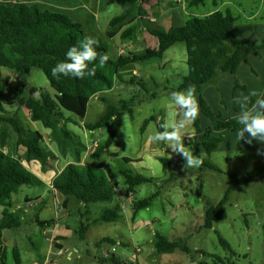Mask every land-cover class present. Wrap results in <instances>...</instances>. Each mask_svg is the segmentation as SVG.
I'll return each instance as SVG.
<instances>
[{"label":"rangeland","instance_id":"rangeland-1","mask_svg":"<svg viewBox=\"0 0 264 264\" xmlns=\"http://www.w3.org/2000/svg\"><path fill=\"white\" fill-rule=\"evenodd\" d=\"M11 1L34 3L41 9L66 14L82 25L86 37H97L105 42L111 59L116 57L115 43L118 46H121L122 42L129 43L121 41L118 35L112 38L106 35V31L110 29L109 21L129 10V5L108 4L107 0ZM152 1L161 2L162 8H165L173 4L174 0L139 2L132 10L130 20L135 14L138 15L137 12L141 8L147 12L142 20L145 24L166 30L172 26L183 25L184 20L194 16L190 0L182 2L184 9L174 2L181 14L178 19L173 20L166 17L163 11L149 9ZM5 2L10 1L0 0V3ZM151 17L157 21L150 22ZM124 26H128V23ZM120 28H123L122 24L114 27ZM145 38V51L157 48V39L154 36L150 34ZM185 50V44L180 42L168 48L161 58L141 60L144 64L137 61L139 68L147 72L144 75L147 79L137 78L144 81L146 89L120 80L116 83L115 79V88L105 94L108 103L117 104L132 96L135 97V103L131 107V113L125 112L120 116V125L113 144L97 158L87 155H91L96 145L105 142L110 131L108 127L89 131L83 124L93 123L104 112L105 103L101 98L91 97L83 120L76 114L59 108L60 113L70 119L61 125L73 135L77 143L86 147V151L81 155L87 162L85 164L102 169L116 190L111 201L84 205L71 198L70 203L63 205L47 192L48 185L44 182L46 176L40 171L46 166L36 160L28 161L24 151L19 153L22 156L20 160L29 169L31 177L40 181L21 186L11 195L8 207L0 205V218L3 208L15 211L20 217L18 227L2 231L7 264H16L15 249L19 264H105L98 260L105 252H110L109 257L113 254L121 264H264V171L252 181L245 175L247 171L264 165V156L257 155L261 147H255L256 141L243 149L241 146L245 142L238 141L237 131L226 130L221 133L224 143L210 154H206L202 149L200 151L198 144L195 147V144L184 142L185 147L194 155L201 156L203 161L199 168L184 169L183 159L172 153L167 144L162 145L146 139L141 132L145 120L149 119L145 129L158 132V128L162 130V125H171L179 119L169 97L187 74ZM150 76L155 79L154 84L158 87H153ZM129 77L124 75L123 81L129 80ZM159 82L165 89L161 88ZM151 92H154V95ZM46 93L53 96L55 92L40 69L32 68L27 73L6 68L1 70L0 103L3 111H0V115L14 116L23 128L24 138L33 139L37 135L41 137L38 145L46 156L47 171L68 163V156L60 154L59 145L51 138L50 130L40 122H33L24 106V101L28 98H39L41 94ZM224 94L226 96L228 92L217 91L215 99L219 96L220 102L224 104ZM226 100L231 104L226 111L221 108V114L208 104L215 114L220 115V119H235L234 111L238 112L237 106L234 109L230 94L226 96ZM215 103L217 104V100ZM158 114L162 116L161 125H157L152 119V116ZM205 123H209V120H203L204 130L207 126ZM2 130H5V141L11 152L4 150L5 153H17L14 149L15 136L12 127L2 125ZM192 132L191 124L185 129V139L189 136L187 138L193 141ZM154 155L166 158L169 166L166 167ZM69 161H72V158ZM205 162L216 165L222 172L208 169L204 166ZM121 172L140 173L153 180L137 186L132 190V195H129ZM231 174H236L237 177L232 178ZM234 182L238 186L229 194L225 204L226 218L214 220L211 228H205V210L210 205H216ZM153 195L154 198L148 207L136 212L133 210L135 201ZM24 196H28L29 202L23 201ZM105 210L115 212L116 219L110 222L98 221ZM40 222H44L45 232ZM81 223L87 228L80 237ZM58 231L66 237L57 239L54 234ZM156 232L169 241L179 242L180 247L173 252L157 253L154 249ZM107 236L114 243L98 245L101 238ZM220 238L228 243L229 249L220 244ZM55 241H59L63 247H56ZM112 245L115 247L113 252Z\"/></svg>","mask_w":264,"mask_h":264},{"label":"trees","instance_id":"trees-1","mask_svg":"<svg viewBox=\"0 0 264 264\" xmlns=\"http://www.w3.org/2000/svg\"><path fill=\"white\" fill-rule=\"evenodd\" d=\"M143 1L145 0H107L108 4L121 3L129 5L130 8L109 21L110 29L106 31V35L110 38L114 37L116 35L114 27L129 22L132 10L139 2ZM203 3L204 0L189 1L191 6ZM137 13L139 20L144 18L139 12ZM234 21L235 18L230 12L214 11L206 17L192 16L183 25L172 26L166 30L152 28L149 32L157 39V49L137 53L127 52L121 54L117 60L108 56L109 59L103 67L99 65V56L108 55V47L105 42L96 37L94 39L97 44L94 47L99 55L97 60L88 66L89 70L95 67V75H85L83 79L63 76L56 78L52 75V68L58 62L66 59L65 54L69 48L77 45L86 37L82 25L70 19L66 14L41 9L34 3L26 4L23 1L0 3V75L4 68L23 73L29 72L32 68H38L44 73L50 87L55 92L53 96L46 93L41 94L39 98L30 97L24 101L30 119L33 122H40L49 129L51 138L59 145L60 154L72 158V161L64 166L53 179V188L60 194L72 197L84 205L108 202L113 199L116 190L105 172L102 169L81 163V155L86 151V147L84 144L77 143L73 135L61 125L70 119L65 118L59 108L70 111L83 120L89 99L98 93L112 89L115 79L119 77V71L129 61L161 58L163 53L176 43L185 44L187 74L173 90L182 92L189 86L195 87L199 113L211 121V126L199 135L204 152L210 154L224 140L221 134H214V130L236 131L239 129L240 125L236 119H220V115L213 112L203 96L204 88L208 85H216L221 75H231L234 79L232 99L237 96L238 90H241L245 95L250 92L239 83L236 73L240 64L250 53L264 48V36L241 39L234 32ZM139 26L140 23L136 21L126 27L120 33V39L134 40ZM101 100L105 103L104 112L93 123H85L83 126L89 131L108 127L110 134L103 144L96 145L94 151L89 155L91 158L99 157L105 149L113 144L120 125V116L125 112L131 113V107L135 103L133 96L128 100H121L117 104L108 103L103 97ZM233 107L236 109V105L233 104ZM0 111H3L1 103ZM148 120L143 122L141 132H144ZM2 125L12 127L16 150L24 151L28 161L44 162L46 156L38 145L41 139L39 135L33 139L24 138L23 128L14 116L0 115V138H2L0 140V205L8 207L11 195L23 185H32L34 180L31 173L22 164L20 156H13L3 151V143L7 137L4 135L5 130H2ZM193 126L196 131L200 130L199 117L193 122ZM243 142L240 141V143ZM157 160L165 164L166 167L169 166V161L166 158L158 157ZM204 166L210 170L222 172L210 162H205ZM262 171H264V165L247 171L245 175L252 181ZM121 174L128 192H132L136 186L153 180L140 173L121 172ZM231 176L232 178L237 177L236 174H231ZM237 186L236 182L232 183L226 189L222 199L216 205H210L205 210L203 224L205 228H211L214 220L226 218L225 204L229 194ZM153 198L154 195L135 201L132 205L133 210L136 212L148 207ZM116 217V213L112 210H105L98 221L110 222ZM40 224L44 227V222ZM19 225L18 213L4 208L0 218V264H7L2 231L16 228ZM86 228L81 223L80 237ZM155 237L154 249L157 253L173 252L177 247H180L179 242L169 241L158 232L155 233ZM219 242L224 248L229 249V245L224 239L220 238ZM101 243H114V241L109 237H103L98 245ZM182 248L186 250L185 247ZM14 254L15 262L19 264L16 249ZM108 257H99L98 260L105 264H121L113 254Z\"/></svg>","mask_w":264,"mask_h":264},{"label":"crops","instance_id":"crops-1","mask_svg":"<svg viewBox=\"0 0 264 264\" xmlns=\"http://www.w3.org/2000/svg\"><path fill=\"white\" fill-rule=\"evenodd\" d=\"M183 1L185 2V0H174L173 4H170L169 6H167L165 8H162L161 2L155 3L154 1H152L150 3L149 9H153L155 11H163L165 16L169 17L170 20L178 19L180 17L181 12H180L178 7L174 6V2H177L178 6H181V9H184V6H183L184 3H182ZM192 7L194 8L192 10L194 13V16H197V17H206L214 11H220L222 13H224L226 11L230 12L232 14V16L235 18L234 27H233L234 32L241 39L260 38V37L264 36V0H214V2H213V0H204L203 4L198 5V6H192ZM138 12L143 17H145L147 15L146 10H144V9L139 8ZM142 20H143V18H141L139 20L138 16L135 14L133 16V18L129 22H127L128 26H130L132 23H135L136 21H138L140 23V26L136 32V36H135L134 40H122V39H120V33L126 27H128V26L125 27L124 26L125 24L122 25L123 28L115 29V31H116L115 36L118 35V38L121 41H129V43L122 42L121 46H118L115 43L114 48L116 51V57L113 60H117L121 54H124L127 52L137 53V52L145 51L144 45H145V47L147 45L145 37L147 35L149 36L151 34L149 32L150 29L156 28V27L149 26V25L145 24V22H143ZM153 20L157 21L154 17H151L150 22H154ZM184 21H186V20H184ZM129 44H131V47H129ZM132 48H134V50H131ZM155 49H157V48H155ZM155 49H152V50H155ZM136 62L137 61H129L127 63V65L119 71V73H118L119 77L116 78L117 79L116 83H118L120 81L128 83V84L131 83V85H133V83H134L136 86H139L141 89H146V86L144 84V81H142V79L143 80L147 79V77L144 76L145 73H147V72H143V68H139V66L137 65ZM140 62H142V64H144L143 61L140 60ZM184 62L186 63V55L184 58ZM124 75H129L130 76L129 80L123 81ZM120 77L122 79H118ZM236 77H237L239 83L241 85L245 86L247 88V90L252 91L253 89H255V90H258L260 92H264V48L261 50L252 52L246 57V59L240 64V66L237 70V73H236ZM137 78H142V79H137ZM135 79H137V80H135ZM149 79H150V81H153V87L154 88L158 87L157 84L156 85L154 84L155 79L152 76H150ZM233 81H234V79L231 75H221L219 77L216 85H208L204 88V91H203L204 98L206 100H208V103L210 104V106H212V108L215 111L219 110L220 114H221V110H220L221 108H223L226 111V110H228V108L231 104L230 101L226 100V96H229V94H230V97H231L232 88H233ZM159 85L161 86L162 89H165L162 86V83L159 82ZM113 88H115V84L113 85ZM221 90H223V92H228V94L226 96L224 94V99H225L224 104H222L220 102L219 96L217 97V99H215V96H216L215 94L217 93V91H221ZM172 91L176 92L174 90H172ZM106 93H107L106 91L101 92V93L96 94L93 97L105 98ZM241 93H243V92L241 90H238L237 95H239ZM151 94L154 95V92H151ZM254 99H255V97H254ZM216 100H217V104L215 103ZM228 102H229V105H228ZM236 111L239 112L238 106H237ZM238 112L234 111V113H235L234 117L236 116V114ZM28 116H29V112H28ZM159 116L162 118V116L158 114V115L152 116L153 117L152 119L156 122L157 117H159ZM227 117H229V116H227ZM199 119H200V130L199 131L195 130L193 123H192V130H193L192 133H193L194 140L193 141L190 140V144H195V147H197V144H198L197 148L200 151H201V149H202V151H204L203 148L201 147V144L199 141V135H201L207 128H209L211 126V121L201 113H199ZM207 119L209 120V123H205V125H207V126L204 130L202 128V123H203V120H207ZM224 119H227V118H224ZM161 124H162V119L160 121V124H157V125H161ZM158 130L162 131L161 128H158ZM225 131L226 130H218V131L214 130L213 133L214 134H221ZM154 133H156V132L155 131L153 132L152 129L147 128V129H145V131L142 134H144L145 138L147 139L151 135H153ZM187 137H189V136H187ZM187 137H186V139H187ZM195 138L197 139V141ZM186 139L184 140V142L186 141ZM253 142H255V141H253ZM222 143H224V140ZM3 144H4V146L2 147L3 151L5 150V151L9 152L8 145H7L6 141ZM161 144L164 145V143H161ZM248 145L249 144H247L245 142L244 144H242L241 148L245 149L246 147H248ZM219 146H218V148H219ZM262 146H264V145H262ZM255 147H261V145L256 143ZM14 149H16L15 144H14ZM20 152H21V150L17 151V153L15 152L13 154V156H20V158H21L22 156L19 154ZM9 153H11V152H9ZM87 156H89V155H87ZM154 156L156 159L158 157H161L160 155H154ZM69 159H71V158H69V156H68L67 157L68 163L71 162V161H69ZM34 161L35 160H32V162H34ZM44 161L45 162H41V163H43L46 166V168L43 170H40V171L42 172V174H45V176H46V178L44 179V182H45V184L48 185L47 192L51 193L53 195L54 200L58 199L59 201H61V203L63 205L70 203L72 197L64 196V195L60 194L52 186L53 179L57 176V174L68 163H66L65 165L61 166L58 169L57 168H50L49 170L46 171L48 166L46 165V160H44ZM81 163H87V162L85 159L81 158ZM24 167L29 171V169L26 166H24ZM33 180H34V183L40 181L39 179H36V178H34ZM136 187H134V189ZM23 201L25 203L27 201H29L28 196H24ZM9 203H11V200L9 201ZM3 210H4V208L1 209V213ZM13 212H15V211H13ZM36 219L38 221H40L38 218H35V220ZM44 232H45V228H44ZM54 236L57 239L66 237L64 233H62V235H61L59 233V231L56 232L54 234ZM50 240H51V236H50ZM54 245H56V247L62 246V244L59 241H55ZM123 264H126V263L123 262Z\"/></svg>","mask_w":264,"mask_h":264},{"label":"clouds","instance_id":"clouds-1","mask_svg":"<svg viewBox=\"0 0 264 264\" xmlns=\"http://www.w3.org/2000/svg\"><path fill=\"white\" fill-rule=\"evenodd\" d=\"M97 41L92 37H85L77 45L66 52V59L58 62L52 68V75L56 78L83 79L85 75L94 76L95 67L89 70V64L95 62L98 53L95 49ZM107 54L99 56L101 67L108 61ZM255 99L253 100V98ZM170 103L177 110L179 119L171 125H162V131L149 137L153 142L165 143L172 153L179 155L184 161L185 168H199L203 161L201 156L194 155L185 147V129L199 117V103L195 95V87L189 86L185 91L173 92L169 97ZM232 103L239 107L235 119L240 125L237 130L239 141L251 145L256 141L261 148L257 155L264 156V92L253 89L247 95L241 93L232 99Z\"/></svg>","mask_w":264,"mask_h":264},{"label":"built area","instance_id":"built-area-1","mask_svg":"<svg viewBox=\"0 0 264 264\" xmlns=\"http://www.w3.org/2000/svg\"><path fill=\"white\" fill-rule=\"evenodd\" d=\"M11 2V0H9ZM12 2H15V1H12ZM154 21V20H153ZM161 121V117H157V121L156 123L159 124ZM187 144L190 143V139L187 138L186 141H185ZM128 192V191H127ZM129 195H132V192H129ZM29 202V201H28ZM115 250V247L112 245V249H111V252H113ZM110 255V252H105V254H103L102 256L103 257H108Z\"/></svg>","mask_w":264,"mask_h":264}]
</instances>
